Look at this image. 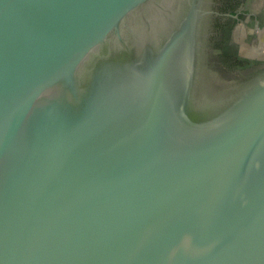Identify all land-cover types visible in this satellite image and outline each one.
<instances>
[{"label":"water","instance_id":"95a60500","mask_svg":"<svg viewBox=\"0 0 264 264\" xmlns=\"http://www.w3.org/2000/svg\"><path fill=\"white\" fill-rule=\"evenodd\" d=\"M205 6L0 0V264H264V70L207 79Z\"/></svg>","mask_w":264,"mask_h":264},{"label":"flooded vegetation","instance_id":"af4514ba","mask_svg":"<svg viewBox=\"0 0 264 264\" xmlns=\"http://www.w3.org/2000/svg\"><path fill=\"white\" fill-rule=\"evenodd\" d=\"M205 3L208 12L202 27L207 79L229 84L237 77L264 70V53L262 57L247 56L253 49L264 50V0H205ZM225 33L232 37V49L243 47L248 52L221 50L218 44L227 46L229 43L223 40Z\"/></svg>","mask_w":264,"mask_h":264},{"label":"trees","instance_id":"16d2710c","mask_svg":"<svg viewBox=\"0 0 264 264\" xmlns=\"http://www.w3.org/2000/svg\"><path fill=\"white\" fill-rule=\"evenodd\" d=\"M240 64H243V62H240ZM231 66H233V64H231Z\"/></svg>","mask_w":264,"mask_h":264}]
</instances>
